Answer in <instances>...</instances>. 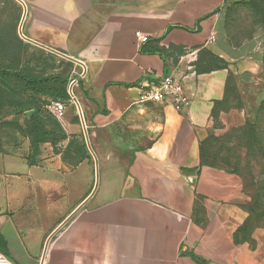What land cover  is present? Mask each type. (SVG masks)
<instances>
[{"label": "crops", "instance_id": "0c3cea01", "mask_svg": "<svg viewBox=\"0 0 264 264\" xmlns=\"http://www.w3.org/2000/svg\"><path fill=\"white\" fill-rule=\"evenodd\" d=\"M225 1L0 0L1 62L44 76L54 72L46 55L80 62L74 97L95 157L61 159L84 137L74 104L58 121L63 145L41 143L31 164L29 137L0 149L1 254L13 264H264V227L234 244L248 216L239 177L200 166L205 135L241 123L233 110L214 117L227 78L264 56L261 34L237 47L222 35ZM202 50L227 67L189 75L188 108L136 103L159 78L187 75L180 57Z\"/></svg>", "mask_w": 264, "mask_h": 264}, {"label": "trees", "instance_id": "16d2710c", "mask_svg": "<svg viewBox=\"0 0 264 264\" xmlns=\"http://www.w3.org/2000/svg\"><path fill=\"white\" fill-rule=\"evenodd\" d=\"M249 9L259 15L260 19L257 23L258 26L262 28V34H264V0L252 1L247 3ZM220 12V10L215 13ZM226 20V16H225ZM229 27L224 21V32L227 34L226 38L233 47L239 46L241 43H233V36L228 30ZM251 39V38H250ZM263 43L264 37L262 35ZM248 40V39H247ZM208 53L215 61L221 64L219 66H212V64L202 59V54ZM264 58V56H263ZM46 63V66L47 67ZM52 67V66H51ZM196 75L209 73L211 71L224 69L227 64L214 56L210 52L202 50L198 53L197 61L194 64ZM45 71L41 68L40 72H36L34 68L26 66L24 68L18 69L16 62L12 65L3 63L0 61V109L8 108L12 110H18L30 117L34 127L30 135L31 144V154L28 156L27 161L31 164L38 153V146L44 142H51L52 144L63 142L67 139L63 129L59 123L51 117L49 114L43 120L41 116L42 110L46 109V104H39L40 97H50L52 101H61L68 103L70 101V96L68 94V89L66 86L68 81L57 74H52L51 76H44ZM231 79L229 76L226 80L225 92L227 90V83ZM224 98L221 102L216 103V106L223 103ZM216 110V109H215ZM214 110V111H215ZM78 120V118H77ZM52 123V126L60 132L59 136L54 135V131L47 127V124ZM62 135V136H61ZM78 138H71L69 142L64 147L61 154V159L63 162H68L71 160L83 161L87 160L89 163L92 161L91 156L87 150L85 142H78ZM233 140V142H232ZM231 142L236 146L234 158L236 164L233 167H229L228 154L229 150L227 148L228 144ZM201 146L199 148V159L200 166H208L211 168L219 169L230 174L238 176L242 181L248 179V186L252 187V195L250 196L256 202L264 200V173H261L263 178L257 181V176L248 174L245 170L241 168V156L237 154L238 150H244L245 157L248 161L263 162L264 161V100L260 104L257 117L252 123H245L243 126L238 128H231L225 134L220 137L213 138V147L215 148L214 154L211 156V160L219 164V166L211 165L210 163L203 162L204 157L201 155ZM263 174V176H262ZM264 206V205H263ZM261 207L264 210V207ZM260 208V204L258 205ZM257 210H259L257 208Z\"/></svg>", "mask_w": 264, "mask_h": 264}, {"label": "rangeland", "instance_id": "374dc122", "mask_svg": "<svg viewBox=\"0 0 264 264\" xmlns=\"http://www.w3.org/2000/svg\"><path fill=\"white\" fill-rule=\"evenodd\" d=\"M96 1L118 2L119 0ZM252 1L254 2L257 0H228L225 1L221 7L220 11L224 13L225 24L227 25V27H229L228 30L231 33V36H233V41H236L233 43L237 44L241 43L242 41L244 42L247 39L250 40V38L252 39L257 34H261V36L263 35L264 37V34H262V27L258 26L257 24L260 19L259 15L249 9V6L246 5L247 3H251ZM222 35L227 34L223 32ZM41 54H43L42 51ZM45 57L47 58L46 60H51L50 65L54 69L53 74H57L68 81L66 89H68L70 81L74 79L78 81L79 75L81 73L79 71V67L73 62L66 61L62 58L53 57L52 55H46ZM202 59L206 60L207 62L209 61L212 66L221 65L219 64L220 62L218 63V60L216 62L215 59L212 58L208 53H203ZM260 61L261 64L259 69L255 70L252 66H250L249 63L245 62L242 65V68H245V71L242 73V75L240 77L231 76V79H229V82L227 83L225 101L216 106V110L214 111V117H216L218 112L221 110H233L238 112V114L241 116V123L231 128L241 127L247 122L252 123L257 117L260 104L264 100V58L262 57ZM78 82L72 89L73 95H75L76 93L75 88H77L79 84ZM47 114L53 117L49 110L44 109L41 112L43 120L48 116ZM64 116L62 117V119L64 118ZM56 121L58 122V120ZM33 127L34 125L30 120V117L26 114L18 110L1 108L0 149H9L18 145L24 137H28L30 135L33 130ZM47 127L51 131H54L55 136L60 135V132H58L56 128L52 126V123L47 124ZM229 129H227L223 134H225ZM223 134L219 133L218 135H216V133H214L213 131H209L201 140V155H203L204 157L203 162L219 166L217 162L212 161L210 158L215 152V148L213 147V138L220 137ZM65 135L68 138L66 133ZM77 140L78 142H84L83 135H79ZM232 142L227 146L229 150L227 164L229 167H233L236 164V160L232 159L234 158L236 146ZM61 143L63 145V142ZM237 154L241 156V168L248 172V174H251L255 177L257 176V181L262 180L263 178L261 177V173H264V161H248L247 158L244 156V150H238ZM83 161L87 162L89 165L93 164V161H91L90 163L87 160ZM80 162L81 161L74 160L73 163ZM240 181L242 186V193L247 199L244 209L248 216L234 234V244H240L245 240L250 241L251 234L256 229L264 227V210L261 209V207L264 205V200H261L258 203V201L256 202L254 199H252L250 197L252 195V187L248 186V179H246L245 181H242L240 179ZM259 204L260 208L258 207ZM257 208L259 210H257Z\"/></svg>", "mask_w": 264, "mask_h": 264}, {"label": "built area", "instance_id": "2783aa9c", "mask_svg": "<svg viewBox=\"0 0 264 264\" xmlns=\"http://www.w3.org/2000/svg\"><path fill=\"white\" fill-rule=\"evenodd\" d=\"M138 42L144 43L148 40L146 36L137 34ZM209 41L212 43L215 41L214 35H211ZM197 61L196 51H186L179 59V63L184 65L186 74H181L178 77L173 76H163L159 78L153 84L147 85L144 90H142L137 98V104L145 103H158L161 105H169L176 112H181L182 110L188 108L190 104V99L185 92V80L189 75H196L194 64ZM77 84L74 79L70 81L69 87H71L70 101L66 104L61 101H52L48 110L53 115L56 120H61L64 116L66 106L70 104L75 105V97L72 93V89ZM68 87V89H69ZM191 183L193 180L188 178ZM0 264H13L8 258L0 253Z\"/></svg>", "mask_w": 264, "mask_h": 264}, {"label": "water", "instance_id": "95a60500", "mask_svg": "<svg viewBox=\"0 0 264 264\" xmlns=\"http://www.w3.org/2000/svg\"><path fill=\"white\" fill-rule=\"evenodd\" d=\"M54 53H56V52H54ZM56 54L59 55V56H61V57H63V58H65V59H67V60H69V61H71V62H73V63L80 64V62H78V61H76V60H74L72 58H68V57L63 56V55L58 54V53H56ZM68 94L71 95V87H69V89H68ZM74 103H75V106H76L77 111H78L79 119L81 121V125H82V129H83V134H84V140H85L86 147H87L89 153L91 154V156L93 157V159L95 161L94 154L92 153V150L90 148L89 141H88V138H87V135H86V132H85V128H84V124H83V120H82V115H81L80 108H79V106H78V104H77L76 101ZM95 175H96V163H95ZM96 180H97V178H96ZM95 185H96V182H95Z\"/></svg>", "mask_w": 264, "mask_h": 264}]
</instances>
